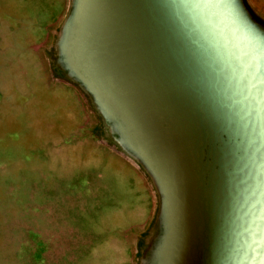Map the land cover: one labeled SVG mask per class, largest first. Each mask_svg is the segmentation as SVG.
<instances>
[{
    "label": "rangeland",
    "instance_id": "1",
    "mask_svg": "<svg viewBox=\"0 0 264 264\" xmlns=\"http://www.w3.org/2000/svg\"><path fill=\"white\" fill-rule=\"evenodd\" d=\"M0 264H264V0H0Z\"/></svg>",
    "mask_w": 264,
    "mask_h": 264
}]
</instances>
